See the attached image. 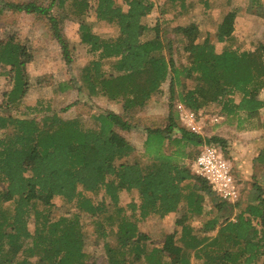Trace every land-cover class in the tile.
<instances>
[{"label":"trees","instance_id":"16d2710c","mask_svg":"<svg viewBox=\"0 0 264 264\" xmlns=\"http://www.w3.org/2000/svg\"><path fill=\"white\" fill-rule=\"evenodd\" d=\"M243 1L264 15L261 0ZM55 2L64 9L65 0L8 6L42 13L54 25L49 8ZM197 2L206 12L209 0H161L159 5L154 0H73L70 19L86 52L78 80L89 100L121 103L125 115H132L168 81L167 121L156 130L145 128L139 155L144 163L131 157L134 146L116 130L129 129V123L112 112L95 111L87 122L60 113L68 107L58 111L45 97L18 110L27 91L24 45L11 39L0 43V76H9L7 103L16 108L0 113V264H97L99 256L104 257L101 264L263 261L264 197L259 192L243 206L239 199L227 203L192 176L182 160H192L198 149L187 147L205 143L221 149L224 139L180 127L174 104L180 101L198 112L216 103L222 122L264 127V99L258 96L264 90V43L250 41V48H242L236 33L216 31L211 38L206 29L189 23L178 33L187 59L176 65L165 53L170 44L158 26L144 24L153 8L164 25L186 20ZM90 11L94 22L113 25L116 33L95 32L86 20ZM184 79L192 85L187 87ZM68 88L66 83L57 87L61 92ZM167 146L173 148L166 151ZM131 190L135 198L120 203L121 192ZM182 201L189 218H202L197 223L203 233L189 219L178 233L165 234L160 247H149L140 226L153 215L176 211ZM87 235L96 241L92 250Z\"/></svg>","mask_w":264,"mask_h":264},{"label":"rangeland","instance_id":"374dc122","mask_svg":"<svg viewBox=\"0 0 264 264\" xmlns=\"http://www.w3.org/2000/svg\"><path fill=\"white\" fill-rule=\"evenodd\" d=\"M29 1L43 6L48 5V0H0V43L9 39L19 42L24 45L26 53L24 59H27L24 63L27 91L22 98V106H19L18 110H25L23 104L32 106L37 99L45 97L50 98L52 106L56 107L58 111L65 106L68 107L60 113L69 116L78 115L87 122L89 121L87 120L88 116L95 111L112 112L113 116H120L129 123V129L116 127V130L135 146V152L131 157L139 158L143 130L145 131V128L154 130L162 128L167 121L168 81L164 82L160 93L153 94L150 102L132 115H125L121 103H107L104 98L89 100L85 91L80 88L81 84L78 80L79 67L86 60V52L85 48L77 41L78 38L75 34L77 24L70 19V13L74 9L73 0H65L64 9H58L56 2L49 8L50 15L54 16L56 20L54 25L42 13L13 11L8 6L10 2ZM154 1L156 5H159L161 0ZM261 1L264 3V0ZM223 2V0H209L206 12H202L201 6L197 4L188 19L179 20L171 25L161 23V16L158 15L156 8H153L146 16L144 24L148 27L154 24L158 26L160 37L164 42L170 44V48L166 49L165 53L173 58L176 65L184 63L187 59V54L182 50L178 40V33L189 23L197 24L202 31L206 29L211 38L215 37L216 31L225 35L235 32L239 37L237 43L242 48H250V41L264 43V15H260L256 8H250L243 0H232L230 6ZM232 6H236L237 10L231 12ZM86 20L91 22L93 30L102 36H112L116 33L113 25L94 22L92 11L88 13ZM150 34L149 31L144 34V37ZM217 45L219 46V44ZM6 69H8L7 66ZM59 83H66L69 88L61 92L57 89ZM184 84L189 87L192 85V81L184 79ZM8 88L9 76H0L1 114H9L16 110L14 105L8 106L6 94ZM258 96L264 99L263 89L260 90ZM218 109L219 106L216 103H209L198 111L202 115L201 131L203 134L201 136L209 137L215 134L224 139L221 149L230 162L231 174L239 187V202L243 206L252 201L259 192L264 197V127L256 126L243 129L236 127L233 121L229 124L227 121L217 124L210 123L209 118L217 114ZM260 119L257 117V123H260ZM201 146H188L187 149L191 151L198 149L199 151ZM172 148L167 146L165 150L169 151ZM259 151L260 154H257ZM131 157L130 159H133ZM139 161L146 162L143 158H139ZM182 161L188 167L191 159L184 158ZM135 195L134 190L128 194L122 191L119 201L126 204L131 198H135ZM207 200L205 199L204 202L208 203ZM189 219L192 225L196 226L194 228L197 232L202 234V228L198 227L199 223H197L202 218L198 215L189 218L184 201L174 212L163 217L151 216L140 226V229L146 233V243L149 247H160L165 234L178 233L181 223ZM29 222H32V218ZM93 237L86 236L90 250L95 247L96 241L93 240ZM262 260L258 264H264V257ZM101 263H104V257L99 256L97 264Z\"/></svg>","mask_w":264,"mask_h":264},{"label":"built area","instance_id":"2783aa9c","mask_svg":"<svg viewBox=\"0 0 264 264\" xmlns=\"http://www.w3.org/2000/svg\"><path fill=\"white\" fill-rule=\"evenodd\" d=\"M174 110L180 127L200 136L203 134L201 112H196L180 101L175 102ZM222 120V116L218 114L209 118L210 123ZM188 170L192 176L204 181L210 192L222 201L233 203L239 199V187L231 174L230 162L220 148L203 143L189 162Z\"/></svg>","mask_w":264,"mask_h":264},{"label":"crops","instance_id":"0c3cea01","mask_svg":"<svg viewBox=\"0 0 264 264\" xmlns=\"http://www.w3.org/2000/svg\"><path fill=\"white\" fill-rule=\"evenodd\" d=\"M197 4H199V5L201 6V3L197 2ZM201 7H202V6H201ZM208 7H209V6H208ZM208 7H207V8H208ZM234 33H235V32H234ZM107 103H110V102L107 101ZM144 138H145V131L143 130L142 141L144 140ZM142 141H141V144H142ZM132 145H133V144H132ZM133 146H134V145H133ZM134 147H135V146H134ZM140 147H141V146H140ZM140 150H141V149H140ZM259 153H260V151H259L257 154H259ZM257 154L255 155L256 157H257ZM255 156H254V157H255ZM258 161H259V160H258ZM261 163H262V162H261ZM259 164H260V163H259Z\"/></svg>","mask_w":264,"mask_h":264}]
</instances>
